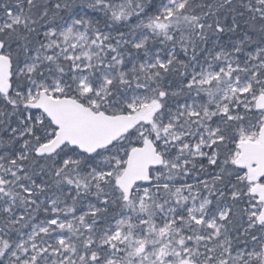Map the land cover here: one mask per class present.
I'll use <instances>...</instances> for the list:
<instances>
[{
    "label": "snow or ice",
    "instance_id": "1",
    "mask_svg": "<svg viewBox=\"0 0 264 264\" xmlns=\"http://www.w3.org/2000/svg\"><path fill=\"white\" fill-rule=\"evenodd\" d=\"M0 264H264V0H0Z\"/></svg>",
    "mask_w": 264,
    "mask_h": 264
}]
</instances>
